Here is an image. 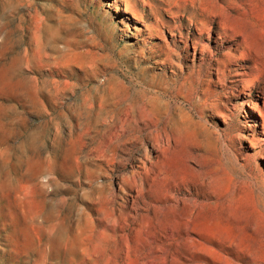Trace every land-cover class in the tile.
<instances>
[{
    "label": "rangeland",
    "instance_id": "rangeland-1",
    "mask_svg": "<svg viewBox=\"0 0 264 264\" xmlns=\"http://www.w3.org/2000/svg\"><path fill=\"white\" fill-rule=\"evenodd\" d=\"M165 1L0 0V264L80 262L85 245L98 264H136L163 227L180 264H264V131L249 108H264V0H195L213 58L244 48L246 83L235 62L218 81L172 42ZM25 227L41 244L18 247Z\"/></svg>",
    "mask_w": 264,
    "mask_h": 264
},
{
    "label": "bare ground",
    "instance_id": "bare-ground-1",
    "mask_svg": "<svg viewBox=\"0 0 264 264\" xmlns=\"http://www.w3.org/2000/svg\"><path fill=\"white\" fill-rule=\"evenodd\" d=\"M146 5H148V3L145 2V6ZM162 5H163L162 10L166 15V20L160 19L157 21L159 28L163 31L166 30L169 33L172 40H174L172 41L173 43H177L175 41V37H177V33H178L179 38L181 39L180 41H182L185 49L187 51L191 49L193 50V55H192L193 60L196 54L198 53L200 55V63L203 64L207 60L214 61L215 74H216L218 81L225 79L226 73L228 71L224 68V65L226 63H230L231 61L235 62L237 66V71H236V74L234 75L235 77L243 78V82L246 83V80H248L249 77L253 75L252 67H245V65L243 64L246 61L250 62V60L247 58L246 52H244V48L241 45H232L229 51L223 54L224 56L222 57V59L213 58V56L215 55L210 51L209 47L204 44L205 36H206V39L210 38L211 27L209 26L207 22L204 21V19L198 18L199 15L203 17L207 13V10L202 8V4L195 2V0H166L165 2L162 3ZM188 8L193 10L194 13H191L190 15H186V11L188 12ZM123 10L128 12L130 9L126 7ZM196 12L199 15L195 14ZM185 19L187 21V24H189V26L192 27V30H189L186 36H184L183 33L181 32V29H180L181 23L178 24V22H182ZM225 39H227L226 36L223 35V33L219 32L218 44L220 46H221L220 43L224 42ZM174 47L176 46L174 45ZM218 49H219V46H218ZM174 50H169V53H173ZM207 56H209L210 58H207ZM4 77H5V74L0 75V80H2ZM249 108L252 110V112L258 113V116L260 120L262 121V126H263L262 129L264 131V112H263L264 108L260 109L255 105L249 106ZM254 121H257V119H254ZM263 160H264V157H263ZM27 167H28L29 173L32 176H34L37 172V167L33 163H29ZM34 177H37V175ZM22 196L25 198V200L23 198V201H22V204L25 207H27L28 205L31 206V204L33 205L37 203L35 200L29 201L27 199L28 198L27 193L23 194ZM166 209L167 207L142 208L143 211L148 212L149 210H154L158 214L160 212H164ZM123 215H126V214L121 213V216ZM148 215L150 216V214ZM121 216L120 218H122ZM158 220L160 219L158 218L157 222ZM168 221L170 220H167L166 225L171 224V223H168ZM29 230L30 229L28 227H25L19 232V236L17 239L18 247L28 248L32 245H35V243L37 244L41 242L40 240H38V238L31 236V231ZM161 237L166 239L167 241L175 242V230L172 229L171 227H163V230H161L160 232L156 231L152 235H150L151 241L149 239H146L144 242H142V245L149 247V251L147 253H142V256L137 257L135 260L136 264H180L182 263L179 256L175 255L174 253L165 252V247L157 244L158 240L161 241ZM88 241L91 242V240L88 238L82 239L77 242H79V245H82L83 247V245H85L86 242L88 243ZM70 250L74 251L75 248L72 247L70 248ZM76 251L81 256V261L76 262L74 259H71L69 261L70 264H85V262H88V264H98L97 258L99 257V252L97 249L92 248V246L85 245L84 248L77 249ZM43 259L44 261L42 262V264H56V263L51 262L48 254H46ZM234 259L239 260L240 261L239 264H252L253 263L251 259L250 260L248 259V257L237 255V254L235 255ZM227 260L229 261V259ZM231 261H234V260H231ZM231 264H236V263L231 262Z\"/></svg>",
    "mask_w": 264,
    "mask_h": 264
}]
</instances>
